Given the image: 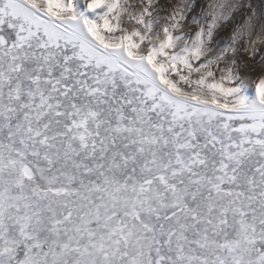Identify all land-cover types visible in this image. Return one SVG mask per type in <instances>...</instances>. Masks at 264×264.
Wrapping results in <instances>:
<instances>
[{
	"label": "snow or ice",
	"instance_id": "obj_1",
	"mask_svg": "<svg viewBox=\"0 0 264 264\" xmlns=\"http://www.w3.org/2000/svg\"><path fill=\"white\" fill-rule=\"evenodd\" d=\"M0 264H264V0H0Z\"/></svg>",
	"mask_w": 264,
	"mask_h": 264
}]
</instances>
